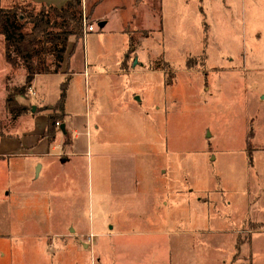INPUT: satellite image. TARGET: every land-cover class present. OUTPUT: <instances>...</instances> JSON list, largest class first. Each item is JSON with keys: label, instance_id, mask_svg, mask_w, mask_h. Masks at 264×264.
I'll list each match as a JSON object with an SVG mask.
<instances>
[{"label": "rangeland", "instance_id": "rangeland-1", "mask_svg": "<svg viewBox=\"0 0 264 264\" xmlns=\"http://www.w3.org/2000/svg\"><path fill=\"white\" fill-rule=\"evenodd\" d=\"M92 1L82 0L85 16ZM135 1L119 0L117 15L101 1L87 19L94 31L68 42L70 54L61 65L66 62L67 74L42 76L33 93L55 102L73 71L72 124H83L84 112L93 124L98 110L113 107L106 124L149 125V137L141 134L156 148L152 168L182 174L170 179L165 209L170 229L162 243L171 244L172 264H264V0H163L162 21L159 0ZM105 14L101 31L97 24ZM121 24L125 35L117 33ZM128 34L134 51L126 56ZM2 50L0 37V138L25 132L41 112L46 123L47 114L58 116L57 135L65 114L54 104L39 108L29 89L16 97L28 108L24 116L6 112V95L25 85V75L5 64ZM125 56L123 67L136 69L121 71ZM85 162L60 166L55 178L0 177V264H162L158 257L136 255L143 249L137 238L126 237V245L102 238L98 221L113 224L122 215L99 212L92 197L96 171H86ZM4 163L26 169L33 162ZM6 191L22 204L20 216L2 200ZM24 192L36 194L26 199ZM162 240H150L148 250H162ZM123 248L137 257L126 258Z\"/></svg>", "mask_w": 264, "mask_h": 264}, {"label": "crops", "instance_id": "crops-1", "mask_svg": "<svg viewBox=\"0 0 264 264\" xmlns=\"http://www.w3.org/2000/svg\"><path fill=\"white\" fill-rule=\"evenodd\" d=\"M67 1L68 0H30L32 4L37 6H39V4H45L47 6L56 7L64 6ZM101 1H103L102 3L113 5L111 7V13L114 15H117V11L122 9L119 6V0H94L91 3L94 4V7L89 18L92 15H96L95 10L99 7ZM138 1L139 0H136L135 2ZM162 1L163 0H159V2H161L160 15L162 12ZM108 20L105 14V18H102V21H105V25L102 27L101 31L105 29ZM125 30H122L121 24L117 33L124 34ZM68 42L69 44L71 43L70 39ZM73 49L72 53L74 52ZM69 54L70 52H68V55ZM68 55H66L65 58L66 62L68 60ZM126 61V58L121 60L120 66L122 72H129L130 70L136 69V67L132 65L131 67H123V63L124 65L128 63ZM65 64L62 66L64 68H62L59 73L67 74L65 72V68H67ZM72 73L66 76L69 78L68 83ZM42 76L51 75L40 74L34 77L30 88L36 89L39 83L38 79H41ZM71 88V84L68 85L63 109V114H65V116L54 142L48 143L46 138L40 139L46 125V115L43 112L36 114L25 132L13 135L9 138H0V157L4 159H0V177L4 178L3 180H9V175L16 173L17 180H20L22 176L30 180L49 179L51 176L55 178V172L53 171L59 169L60 166L73 165L75 161H79L80 164L81 161H87L85 162L86 171L89 169L93 170V168L96 171L95 197L93 196V190L91 192L93 193L92 197L95 199V204L99 212H115L117 214L121 213L122 215V218L116 220L113 224L110 223V220L105 221L102 218L98 221L100 224L98 229L102 232V238L107 239L114 236L113 238H117L124 245H126V237L137 238L141 240L138 245H143V249L136 252L138 257H158V259H162V264H172L171 244L167 247L166 243H162L165 242V240L162 239L165 238L166 232H169L168 230L170 229V215L167 212L168 217L165 218V209L169 207L168 196L170 191V179L174 181L176 176L182 174H178L174 169L163 170L152 168V158L156 157L152 156V154L155 153L156 148L152 147V144L146 141L145 136L143 137L144 134H141V132L144 131L145 135L149 137V125L142 124L139 129L136 125L134 126L133 124L125 122L120 124H106L104 118L111 116V114L113 115V111L117 110L113 107L108 110H98V116L93 124H90L88 114L85 112L83 113V124L75 125L72 124V121H68L67 111ZM34 94L35 96L37 95L35 91ZM36 98L40 103L38 106L39 108L55 104L58 100L56 98L55 102H47L46 93L40 96L37 95ZM123 104L129 106L131 109L130 100L125 99ZM33 108L35 111L34 106L32 109ZM130 109H128V111H130ZM86 124H88L89 127ZM62 126L63 128H61ZM62 131L64 133H62ZM11 158H31L33 163L26 165L27 170L25 168L22 169L20 165L2 166L5 164L4 161L11 160ZM131 161L135 164L138 163L139 168H137V165H133L132 170L130 166ZM19 173H21L20 178ZM6 187L9 189V185H6ZM175 188H179V186L171 187V189ZM47 193L48 191L43 192V194ZM14 194L18 195L17 192H14ZM21 194L28 199V196L36 193L24 192ZM180 197L181 195L178 196V198ZM10 198L9 192L6 191L2 200L4 202H10L9 210L11 214L13 213L20 216L23 210L22 204L15 205L16 203L10 201ZM148 212H150V214L146 215ZM136 226L138 229H131V227ZM155 237H159L160 240H162L161 246L164 247L162 250H157L156 248L148 250L147 243ZM101 244H103L102 240ZM188 245L189 238H187L186 241V246L188 248L184 249L185 252H189L190 247ZM198 248L199 247H197L196 250ZM122 250L123 252L121 254L126 258L136 256L135 253H128L125 251L124 248ZM156 263L157 262H154V264Z\"/></svg>", "mask_w": 264, "mask_h": 264}, {"label": "trees", "instance_id": "trees-1", "mask_svg": "<svg viewBox=\"0 0 264 264\" xmlns=\"http://www.w3.org/2000/svg\"><path fill=\"white\" fill-rule=\"evenodd\" d=\"M0 0V37L3 38V59L12 69H22L24 86L10 91L5 97V110L13 118L24 116L27 107L18 105L16 97L23 96L40 74L55 75L62 69L68 41L71 37L84 38L82 0H68L64 6L32 4L29 0ZM94 4L88 7V16ZM158 18L162 20L160 9ZM127 33V31H125ZM127 53H133V37L128 34ZM127 59V57H125ZM68 80L60 85L55 110L63 113ZM58 116L47 114L42 138L52 143L56 136ZM248 138L251 136H247Z\"/></svg>", "mask_w": 264, "mask_h": 264}, {"label": "built area", "instance_id": "built-area-1", "mask_svg": "<svg viewBox=\"0 0 264 264\" xmlns=\"http://www.w3.org/2000/svg\"><path fill=\"white\" fill-rule=\"evenodd\" d=\"M82 20H83V34L86 37L87 33L94 31V27L93 25H89V20L86 19L84 12H83ZM29 92L31 94H34L32 88H29Z\"/></svg>", "mask_w": 264, "mask_h": 264}, {"label": "water", "instance_id": "water-1", "mask_svg": "<svg viewBox=\"0 0 264 264\" xmlns=\"http://www.w3.org/2000/svg\"><path fill=\"white\" fill-rule=\"evenodd\" d=\"M104 25H105V21H102V22H99V23L97 24V27H98L99 29H102V27H104ZM32 111H34V108L32 109ZM61 128H63V126H62Z\"/></svg>", "mask_w": 264, "mask_h": 264}]
</instances>
